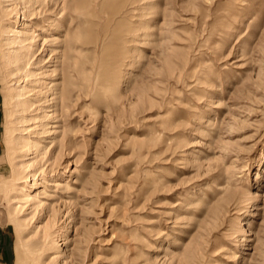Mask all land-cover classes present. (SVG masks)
<instances>
[{
  "label": "rangeland",
  "instance_id": "rangeland-1",
  "mask_svg": "<svg viewBox=\"0 0 264 264\" xmlns=\"http://www.w3.org/2000/svg\"><path fill=\"white\" fill-rule=\"evenodd\" d=\"M2 2L0 206L12 264H264V0H43L21 15L41 36L48 14L55 44L64 5L68 100L56 95L55 146L35 171L69 186L48 187L49 206L23 213L10 199L27 174L13 171L14 83L1 58L15 15Z\"/></svg>",
  "mask_w": 264,
  "mask_h": 264
},
{
  "label": "bare ground",
  "instance_id": "bare-ground-1",
  "mask_svg": "<svg viewBox=\"0 0 264 264\" xmlns=\"http://www.w3.org/2000/svg\"><path fill=\"white\" fill-rule=\"evenodd\" d=\"M3 2L2 11L15 15L11 26L4 31L6 38L4 37L3 46L7 52L1 55L5 68L8 70V76L14 83L11 89L12 97L7 98L5 103L8 105V100L10 99L16 114L14 136L9 143V151L19 153L17 158L20 160L14 164V173L24 172L27 174L25 183L17 187L15 195H12L10 199L13 206L12 211L23 213L29 209L36 211L49 206V204L42 201L44 199L48 200L46 198L48 196L46 193L48 187L55 188V191L64 187L69 188V186L63 185V180L39 179L36 177L35 171L40 163L37 160L40 157L45 158L51 148L55 146L57 128L55 127L53 128L54 130H51L50 126L56 120V117H54L56 95L60 98V106L62 108L67 105L68 99L64 96L66 68L63 66V48L65 43L62 41L67 31L64 28L67 16L63 11V5L54 25L61 36L54 44L49 30L46 28L50 26L47 24L50 19L48 14L41 19L40 24L35 23L36 27H38L37 30L41 32V36L37 34L38 32L34 30L33 26H25L20 20L21 15L26 17L24 14L26 11H29L30 15L33 14V10L43 0H3ZM20 4L24 5L22 9L19 7ZM56 51L58 52V57L53 54ZM56 59L59 60V64L51 70L50 65ZM57 70L59 71L60 80H62V84L57 86L58 88L52 85L53 80H51ZM42 101L43 108L39 109V103ZM53 108L54 110H52ZM39 111L41 112L38 113ZM66 145L67 143H64V147ZM29 155L32 156L27 159ZM29 176L33 177L32 180ZM47 236L50 235L45 232L44 237ZM54 250L56 257L53 259L59 261L58 259L63 257V251L60 248H55ZM62 263L65 264L64 262Z\"/></svg>",
  "mask_w": 264,
  "mask_h": 264
},
{
  "label": "crops",
  "instance_id": "crops-1",
  "mask_svg": "<svg viewBox=\"0 0 264 264\" xmlns=\"http://www.w3.org/2000/svg\"><path fill=\"white\" fill-rule=\"evenodd\" d=\"M15 257L13 228L0 206V264H12Z\"/></svg>",
  "mask_w": 264,
  "mask_h": 264
}]
</instances>
